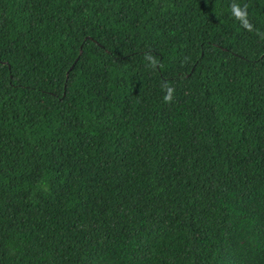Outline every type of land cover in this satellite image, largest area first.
Instances as JSON below:
<instances>
[{
  "label": "trees",
  "instance_id": "1",
  "mask_svg": "<svg viewBox=\"0 0 264 264\" xmlns=\"http://www.w3.org/2000/svg\"><path fill=\"white\" fill-rule=\"evenodd\" d=\"M0 264H264V0H0Z\"/></svg>",
  "mask_w": 264,
  "mask_h": 264
},
{
  "label": "clouds",
  "instance_id": "2",
  "mask_svg": "<svg viewBox=\"0 0 264 264\" xmlns=\"http://www.w3.org/2000/svg\"><path fill=\"white\" fill-rule=\"evenodd\" d=\"M165 99H166V100H169V99H170V97H165Z\"/></svg>",
  "mask_w": 264,
  "mask_h": 264
}]
</instances>
